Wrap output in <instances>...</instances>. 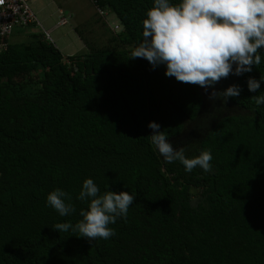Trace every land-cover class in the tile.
<instances>
[{
    "label": "trees",
    "instance_id": "1",
    "mask_svg": "<svg viewBox=\"0 0 264 264\" xmlns=\"http://www.w3.org/2000/svg\"><path fill=\"white\" fill-rule=\"evenodd\" d=\"M152 5L97 0L121 31L95 46L78 30L88 51L67 61L39 36L0 53V264H264V105L250 99L264 81L255 93L247 86L264 75V49L252 72L227 79L242 89L228 98L233 113L179 145L202 116L205 89L130 58ZM153 121L187 157L210 150L211 172L166 162L151 144ZM88 178L101 194L109 186L136 197L107 240L53 229L81 219ZM57 188L76 213L47 205Z\"/></svg>",
    "mask_w": 264,
    "mask_h": 264
},
{
    "label": "clouds",
    "instance_id": "2",
    "mask_svg": "<svg viewBox=\"0 0 264 264\" xmlns=\"http://www.w3.org/2000/svg\"><path fill=\"white\" fill-rule=\"evenodd\" d=\"M59 11L65 16V11ZM261 49H264V0H153L142 20V40L130 58L146 59L153 69L164 65L167 77L199 86L206 92L212 88L210 98L219 97L226 102L239 96L241 87L232 84L217 91L214 86L230 75L252 72L253 66L262 62ZM260 81H264V75L259 80L249 77L248 90L257 92ZM250 99L257 106L264 105V94ZM148 127L153 130L149 135L151 144L166 162L179 161L189 173L195 168L211 172L210 150L189 158L184 147L173 148L158 123L149 122ZM135 198L127 191L109 190V186L101 194L93 179H85L76 197L85 205L79 210L81 219L75 224L56 223L53 229L65 233L71 230L92 241L107 240L115 235L109 225L118 218H126ZM71 201V194L59 188L46 198L47 205L61 217L76 213Z\"/></svg>",
    "mask_w": 264,
    "mask_h": 264
},
{
    "label": "rangeland",
    "instance_id": "3",
    "mask_svg": "<svg viewBox=\"0 0 264 264\" xmlns=\"http://www.w3.org/2000/svg\"><path fill=\"white\" fill-rule=\"evenodd\" d=\"M37 21L31 26L17 29L12 35L11 43H22L34 41L35 36L49 39L64 55L66 61L69 56L80 55L88 51L84 41L79 37L77 31H81L86 40L92 45H105L108 43L111 34L121 31V26L115 15L105 12L104 16L98 12L94 4L89 0H27ZM59 9L65 11L68 23L58 25L61 15ZM107 14V15H106ZM103 19L107 26L103 24ZM118 26V28H115ZM115 28V29H114ZM235 67V66H234ZM228 79V78H227ZM227 79H222L214 87L217 91L227 88ZM212 88L204 94V109L198 122L189 126L190 140L201 132L202 128L210 127L214 118L223 112L233 113V109L227 99L224 102L221 98H210ZM220 113V114H219ZM208 129V128H207Z\"/></svg>",
    "mask_w": 264,
    "mask_h": 264
},
{
    "label": "built area",
    "instance_id": "4",
    "mask_svg": "<svg viewBox=\"0 0 264 264\" xmlns=\"http://www.w3.org/2000/svg\"><path fill=\"white\" fill-rule=\"evenodd\" d=\"M89 1L102 14L101 16H104L105 11L97 7V0ZM61 15L59 25L63 26L68 23V19L62 12ZM36 22H38L36 15L30 8L27 0H0V53L8 49L10 39L17 29H23ZM46 39L48 41L49 39L51 40L49 36Z\"/></svg>",
    "mask_w": 264,
    "mask_h": 264
},
{
    "label": "water",
    "instance_id": "5",
    "mask_svg": "<svg viewBox=\"0 0 264 264\" xmlns=\"http://www.w3.org/2000/svg\"><path fill=\"white\" fill-rule=\"evenodd\" d=\"M204 108V104H203V106H202V109ZM202 109H201V111H200V113L202 112ZM200 113H199V115H200ZM189 131L190 130H188L183 136H181V137H178L176 140H172L173 142H180V141H182V140H189L190 139V136H189Z\"/></svg>",
    "mask_w": 264,
    "mask_h": 264
},
{
    "label": "flooded vegetation",
    "instance_id": "6",
    "mask_svg": "<svg viewBox=\"0 0 264 264\" xmlns=\"http://www.w3.org/2000/svg\"><path fill=\"white\" fill-rule=\"evenodd\" d=\"M198 121H199V119H198ZM198 121H197V122H198ZM208 128H209V127H208ZM183 135H184V134H183ZM183 135H182V136H183ZM182 141H185V142H186V140H182ZM182 141H180V142L177 141V142H174V143H177V144L181 145L180 143H181ZM170 142H171V141H170Z\"/></svg>",
    "mask_w": 264,
    "mask_h": 264
}]
</instances>
